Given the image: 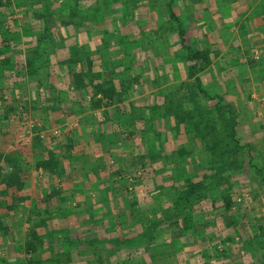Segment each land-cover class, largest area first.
<instances>
[{"label":"rangeland","instance_id":"rangeland-1","mask_svg":"<svg viewBox=\"0 0 264 264\" xmlns=\"http://www.w3.org/2000/svg\"><path fill=\"white\" fill-rule=\"evenodd\" d=\"M64 1L0 0L3 21L7 26L13 21L16 26L10 32L17 50L9 53L10 56L19 54L25 60L20 48L24 46L19 44L25 36L29 40L31 36L48 35L40 23L38 13L42 8L51 5L69 8L73 4L70 11H74L72 19L79 28L71 26L70 34L76 31L80 43L88 41L84 44L85 57H92V71L99 72L109 86L115 87V96L110 99L99 94L102 104L96 105L90 84L89 93L71 88L80 94V100L72 99L76 96L57 87L58 99L51 98V101L59 104L63 115L58 123L48 126L46 115L39 117L36 111L37 99H45L51 93L49 87L38 94L37 83L6 73L9 78L0 88L3 86L5 91L11 88V91L0 96V117L13 133H35L42 144L45 141V145L58 144L53 149L58 156L51 159L48 171L57 174L69 166L74 171L79 164L75 159L60 162L65 157L61 158L59 146L69 148L76 144L77 147L87 138V129L99 131L96 109L118 108L116 130L98 140L104 150L109 149L111 142L119 141L116 149L112 145L111 154L108 151L109 178L86 177L79 182L73 178L68 188L73 193L66 191L70 195L61 193L62 198L57 195L53 199L62 204L58 213L65 225L74 220L83 222L85 212L81 206L100 207V223L92 226L93 235L98 238L78 248L72 264H261L264 255L263 52L256 49L242 52L247 45L234 52L233 42L228 44L227 51H213L212 20L197 18L198 14L191 8L197 0ZM205 22L209 28L204 29L209 34L203 36L197 28L202 30L201 24ZM222 33H225L226 48L229 33L227 29ZM229 48L238 59L228 62ZM196 50L203 51L208 58L202 70L191 68L193 63L198 66L202 62V59H190V53ZM72 83L70 76L69 85ZM116 98L119 103H114ZM215 104L222 109L220 115L215 112ZM187 110L194 113L190 115L197 122L209 123L210 130L200 136L189 132L188 117L191 116ZM83 124L87 126L85 129ZM77 126L82 128V136L74 135L73 129ZM16 138L18 145L24 143V139ZM0 166L3 173L10 170L4 164ZM131 176L135 178L133 184L129 182ZM213 178L219 181L212 192L192 204L191 225L186 227L180 218L159 222L161 227L156 229L157 238L153 242H146L147 234L141 235L144 248L137 254L143 258L126 263L111 258L110 252L115 254L117 249L124 255L128 252L127 246L122 243L118 246L112 240L122 235H136L151 222L165 220L173 209L172 199L181 188L201 180L207 185ZM45 181L52 188L54 181L50 177ZM71 200L79 206L74 202L70 205ZM227 204L231 205L230 209ZM94 209L87 213L92 215ZM176 213L182 214L180 210ZM81 228L63 229L71 234ZM22 232L21 228L16 235L23 241ZM61 233L53 232L54 235ZM33 262L39 264V261H29Z\"/></svg>","mask_w":264,"mask_h":264},{"label":"crops","instance_id":"crops-1","mask_svg":"<svg viewBox=\"0 0 264 264\" xmlns=\"http://www.w3.org/2000/svg\"><path fill=\"white\" fill-rule=\"evenodd\" d=\"M191 8L198 14L197 18H211V32L213 36H215V38L212 37L213 42L211 44L213 51H227L228 44L233 42L235 43L234 52L239 50L240 46L245 47L247 45L246 48L241 49L242 52L256 49L263 52L264 56V0H197V4ZM209 9L210 11H208ZM201 25L203 27L202 30L197 28V30L200 31L199 34L203 36L209 34V32L204 29V27L209 28L208 23L205 22ZM223 29H227L229 33V35H226L228 39L226 48L224 47L225 33H222ZM228 36H230V38ZM229 57L228 62H231L233 59H238L231 51ZM54 67L57 68V66L52 65V73H54ZM5 80L6 78L1 79L0 84ZM49 80L55 84L56 87H61L63 88L62 90L67 91L70 95L76 96V98L72 99H81L80 94H77L76 91H72L69 88V74H63L59 78L58 76L52 75ZM32 83L36 84L37 82ZM10 87L8 86L7 88ZM10 89L9 91H5L2 86L0 88V96H2L3 92L8 95L11 91ZM44 94H47V92H44ZM50 94L52 98L58 99L59 92H56V90L47 94L48 96H45L46 98L44 97L45 99L43 100L37 99L38 110L36 111V115L38 116L41 114L46 115L45 121L49 122L48 126L53 125V122L54 124L58 123L60 117L63 115L58 103L52 101L47 102V98ZM117 99L118 98L115 99V102L119 103ZM114 109L117 110L118 108ZM115 110H105L104 108L96 109L94 112L98 114L97 123L100 125V130L90 132L89 129H87V138L85 137L81 140L82 143L77 147L76 144L69 148L63 147L62 145L59 146V150L63 155H61V158L65 157V160L63 158L60 162L63 163L64 161L75 159L79 164L74 171L69 168L72 166H69L67 170L61 168L62 170L57 174L51 173L52 171L48 173V171L51 170L49 167V163L51 162L49 151L52 150V152H54L53 149L56 148L58 144L52 142L51 145H45L44 143L47 142L45 141L43 142V146V144L38 141L39 139L35 133H13L8 124L5 123V119L0 117V163L4 164L6 168H10V170L6 171L7 173L12 171L9 159L12 158L13 162L19 163L22 168L21 181L24 184V188L22 189H18L17 186L4 187L0 185V216L2 218L0 219V260H10L7 264H31L29 261H45V263L53 264V262L47 260L53 257L59 260L61 254L60 248L62 245V235H54L53 232H63L65 231L63 228L69 226L82 227V230L79 232L71 231L72 237L77 235L85 238L96 237V234L93 235L92 226L96 223L98 224V222L100 223V221H98V216L101 214L99 206V208L95 204H90L86 207L81 206L80 209L85 212V215H83V222L75 223L76 221L74 220L72 224L65 225V223L60 221L61 215L58 213L62 210V204H58L57 201L60 203V200L55 201L53 199L57 195L62 198V194L66 195L68 193H65L66 191H69V193L72 192V190L68 188L72 186L71 182L73 178L75 182L84 180L86 177L91 179L103 178V180L109 178L110 171L108 172V165L106 164V162H108V151L111 154L112 145L114 149H116L119 141L111 142L109 149L104 150L98 140L99 138H104L107 132L110 133L116 130L117 122L115 120ZM1 113L0 111V116ZM77 115L76 119L78 120L80 115ZM49 118H51V120ZM86 127L87 126L83 124L82 128L85 129ZM82 128L80 126L75 127L73 129L74 135L78 134L82 136ZM104 128L106 130H104ZM111 135L112 134H110V136ZM108 136L109 134L106 138ZM16 137H18V139H24L25 144L21 143V145H18L15 143ZM47 146L48 149L50 148L49 151L46 148ZM120 153L121 151L119 150V154ZM54 156L57 158L58 155L54 152ZM70 163L73 164L72 161ZM43 164L45 165L43 166ZM93 170L95 173H93ZM49 177L54 181L53 184H51L52 188H50L45 181L46 178ZM1 202L4 204L1 205ZM50 202L51 204L49 206L48 203ZM72 202L75 203V206H79V204L73 200L68 203L71 205ZM94 207L96 209H94ZM93 209L92 215L87 213ZM92 216L96 217L93 218ZM21 228L24 236L23 241L16 235L17 230ZM103 233L106 232L103 231ZM169 242L170 240L167 241V243ZM79 248L82 249L84 246ZM76 250L73 249L71 251L74 258L77 255ZM116 252L115 254L110 252L111 258L117 260L124 257L122 250L119 252L117 249ZM138 252L139 251H135V253H133V260L143 258V256L137 254ZM186 252L187 251H185V253ZM181 255L184 256V252H182ZM32 264L35 263L33 262ZM39 264H41V262Z\"/></svg>","mask_w":264,"mask_h":264},{"label":"trees","instance_id":"trees-1","mask_svg":"<svg viewBox=\"0 0 264 264\" xmlns=\"http://www.w3.org/2000/svg\"><path fill=\"white\" fill-rule=\"evenodd\" d=\"M62 2L65 1L62 0ZM71 8H73V4H69V8H54V6L51 5L50 7H45V9L42 8L39 11L38 14L41 16L40 23L45 26L46 30L48 31H46L48 35L37 38L31 36V39L29 40L27 37L28 35L25 36L22 43H19L23 44L24 46L20 48L25 54V60L24 58L19 56V54H16L15 57L10 56L9 53L16 52L17 50V43L15 42L16 40L12 37V32H10L12 30H15L16 26L13 21H11L10 23L8 22L9 25L7 26V23L3 21L0 12V41L2 42V44L0 45V81L3 78H9L6 73L10 74L11 76L21 75L22 77H24V79H27L30 82H37V85L40 87V91L38 92V94H40L43 88L45 89L46 87H49L47 89L50 92H54V90H56V92L58 91L56 85L49 80L52 75L58 76L59 78L63 74H69L71 77H73V83L69 86L70 89H81L84 90L85 93H89L90 90H88V86L89 84L92 86L91 93L93 99H95L96 105L102 104L103 98L97 97L99 94L101 96L109 97L110 99L115 96V87L109 86L106 80L101 77V74L99 72L92 71V57H85L86 48L84 49V44L88 41L85 43H80V41H78V34L76 31L73 32V34H70L71 26L76 27V29L79 28L78 24H75V22L73 21L74 18L72 13L74 11H70ZM66 11H68L69 13ZM8 28L9 30H7ZM51 29H56V31L58 32H55V30L53 31ZM181 34L182 36H184L185 34L184 29L182 28ZM190 59H202V62H200L198 66L196 63L192 64V70H202L208 63V58L201 50L192 51L190 53ZM18 65L20 66V68L18 67ZM52 65L57 66V68L54 67V73H52ZM10 69L13 71V74L11 73ZM51 98V95H49V97L47 98V102H50L52 100ZM169 101H171V98H169ZM215 106V112L217 113V115H220V111L222 109L217 104H215ZM196 110L197 109L194 108V113ZM194 113L187 110V114L191 116V118L188 117L189 121L191 122V126L190 128L188 127V131L195 132L196 136H200L203 131L207 132L208 130H210V126L209 123H205L203 121L197 122L195 117L190 115ZM49 155H51L50 159H54V152H52V150H50ZM251 161H253L252 158H250V163L252 165L254 162ZM9 164L12 167V171L10 173H3L4 170L0 166V185L4 187L17 186L18 189L24 188V184L21 181L22 168L20 164L13 162L12 158L9 159ZM45 164H43V166ZM217 181L219 180H215L213 178V180H211L207 185L205 184L204 180L190 182L188 183V185L186 184L187 186L179 190V194L174 197V200L172 199L173 209L168 218L162 221H155L151 223L149 222L150 224H148V227L147 225L144 226L142 231L136 232V235H122V237H118L117 239L112 240L111 242L117 244L118 246L120 245V243H122V245L124 244L128 248V252L125 253L126 255H124V257L121 258L120 261L122 263L133 261V253H135V251L141 250L142 247L144 248L143 238L141 236L142 234L148 235L146 242H153L157 238L155 236L156 229L158 227H161L159 226L161 222L166 223L167 221H176V219L180 218L181 220L183 219V224H185L186 222V227L191 225L192 221L190 218L192 215V204L197 202L199 199L207 197L209 192H212V187L217 184ZM3 204L4 203L1 202V205ZM230 207L231 205L227 204V208L230 209ZM179 210L182 214L176 213ZM0 219H2L1 216ZM61 235L62 245L60 248L61 254L59 260L54 257L47 260L49 262H53V264H72L75 258L72 256L71 251L73 249L76 250L81 246H88L94 243L93 241L98 238L97 236L92 238H85L79 235L72 237L70 231L66 230L63 231ZM246 244L247 243L244 242V245ZM202 254L205 257L208 256L206 251L204 250H202ZM262 256V263H264V255ZM99 260L102 259L100 258ZM2 261L3 264H7L10 262V260L8 259H2ZM40 262L41 264H48L47 262L45 263V261ZM100 263H102V261H100Z\"/></svg>","mask_w":264,"mask_h":264},{"label":"built area","instance_id":"built-area-1","mask_svg":"<svg viewBox=\"0 0 264 264\" xmlns=\"http://www.w3.org/2000/svg\"><path fill=\"white\" fill-rule=\"evenodd\" d=\"M134 177L133 176H131L130 178H129V182L131 183V184H133V182H134Z\"/></svg>","mask_w":264,"mask_h":264}]
</instances>
